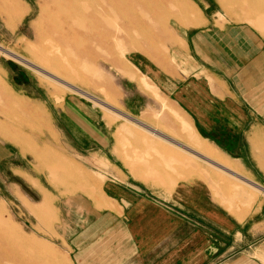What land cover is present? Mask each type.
I'll list each match as a JSON object with an SVG mask.
<instances>
[{
	"label": "rangeland",
	"instance_id": "1",
	"mask_svg": "<svg viewBox=\"0 0 264 264\" xmlns=\"http://www.w3.org/2000/svg\"><path fill=\"white\" fill-rule=\"evenodd\" d=\"M29 1L32 11L17 32L0 28V264H62L67 260L66 242L71 240L75 227L65 218L62 202L75 198L83 208H89L91 202L85 199L97 197L99 184L110 170L101 153L88 150L90 144L83 146L88 152L83 157L69 147L75 142L73 135L80 142L91 143L89 136L95 134V128L104 131L109 145L114 144L111 133L115 131L124 164L134 157L144 156V162L149 158L144 167L124 165L132 174L160 176L164 168L175 172L173 161L179 162L182 146L176 149L180 155L164 148L141 155L135 154L139 151H128L127 145L131 144L162 147L161 141L170 143L158 137L159 133L220 159L221 167L199 154L196 167L202 176L216 182L209 188L222 207L237 211L234 207L242 206L243 199L253 201L260 191L252 190V177L213 147L197 144L185 116L168 96L160 93L164 101L151 95L149 98L114 65L127 57L139 59L145 55L156 61L168 56L174 47L167 41L168 36L180 17L197 18L188 5L213 14L217 25L245 22L264 36V0ZM190 24L196 23L185 25ZM171 64L168 61L159 68L173 74ZM67 99L78 105L70 109L75 112L65 120L61 111ZM114 110H145L139 120L147 123L151 132ZM258 119L264 122V117ZM65 123L68 133L63 131ZM259 146L254 144L252 153L257 154ZM155 158L167 160L165 166H156L157 159L151 160ZM248 163L253 165L251 159ZM189 168L194 166L180 165L183 174L191 173ZM222 170L241 178L229 174L226 180ZM220 177H224V186ZM140 178L148 181L151 177Z\"/></svg>",
	"mask_w": 264,
	"mask_h": 264
},
{
	"label": "crops",
	"instance_id": "2",
	"mask_svg": "<svg viewBox=\"0 0 264 264\" xmlns=\"http://www.w3.org/2000/svg\"><path fill=\"white\" fill-rule=\"evenodd\" d=\"M32 7L29 0H0V28L17 32ZM188 8L196 11L197 18L180 17L168 36L167 41L174 46L168 56L153 61L139 53V59L122 57L114 66L148 97L164 101L160 93L168 96L185 116L196 143L211 146L230 160L252 177V190L260 192L253 201L241 200L243 205L234 207L237 211L222 207L209 188L216 182L197 170L196 158L201 153L159 133L158 137L173 145L161 141L162 147L142 143L127 147L139 155L163 148L180 155L176 149L182 146L185 153L179 162L173 161L175 172L159 169L163 171L160 176L129 172L126 167H144L149 158L144 162V156L134 157L124 164L115 131L111 130V145L98 128L89 136L91 143L80 142L73 135L75 142L69 143L73 153L83 157L88 153L83 146L90 144L88 150L101 153L110 170L99 184L97 197L85 199L91 202L89 208H83L75 198L62 202L65 218L75 227L66 242L68 258L62 264H264V122L258 119L264 117V36L248 23L217 25L213 14L202 13L192 5ZM190 22L196 24L185 25ZM168 61L173 63V74L159 68ZM69 100L63 102L61 111L65 120L75 112L70 109L78 105ZM113 112L120 117L127 115L129 122L151 132L148 124L139 120L145 110ZM254 144H260L257 154L252 153ZM201 155L221 167L216 154V159L211 154ZM156 159V166L163 168L167 160H151ZM250 159L252 166L247 164ZM181 164L194 168L183 174ZM224 172L226 180L230 175L241 178ZM146 176L151 178H140ZM45 203L44 196V208Z\"/></svg>",
	"mask_w": 264,
	"mask_h": 264
},
{
	"label": "bare ground",
	"instance_id": "3",
	"mask_svg": "<svg viewBox=\"0 0 264 264\" xmlns=\"http://www.w3.org/2000/svg\"><path fill=\"white\" fill-rule=\"evenodd\" d=\"M245 1H246V0H245ZM245 1H244V2H245ZM257 1H258V0H257ZM242 2H243V1H242ZM244 2H243V3H244ZM253 2H254V1H253ZM259 2H260V1H259ZM259 2H258V4H259ZM245 3H246V2H245ZM255 3H256V2H255ZM255 3H254V4H255ZM246 4H247V3H246ZM251 4H252V3H251ZM252 6H253V4H252ZM245 7H246V6H245ZM250 7H251V6H250ZM256 8H257V7H256ZM259 8H260V7H259ZM263 9H264V8H263ZM242 10H243V9H242ZM260 10H262V9H260ZM243 11H244V10H243ZM249 11H250V10H249ZM245 12H246V11H245ZM252 16H253V15H252ZM25 60H27V59H25ZM59 81H60V80H59ZM63 81H64V82H63ZM63 81H62V82L64 83V85L67 84L65 80H63ZM60 83H61V82H60ZM245 184H246V183H245ZM246 188H247V187H246Z\"/></svg>",
	"mask_w": 264,
	"mask_h": 264
}]
</instances>
